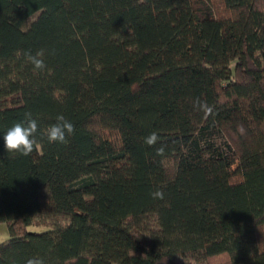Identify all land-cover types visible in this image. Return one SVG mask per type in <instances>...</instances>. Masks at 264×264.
<instances>
[{"label":"trees","instance_id":"obj_1","mask_svg":"<svg viewBox=\"0 0 264 264\" xmlns=\"http://www.w3.org/2000/svg\"><path fill=\"white\" fill-rule=\"evenodd\" d=\"M0 222V264H264V0H0Z\"/></svg>","mask_w":264,"mask_h":264},{"label":"clouds","instance_id":"obj_2","mask_svg":"<svg viewBox=\"0 0 264 264\" xmlns=\"http://www.w3.org/2000/svg\"><path fill=\"white\" fill-rule=\"evenodd\" d=\"M25 55L27 60L31 62L36 69L42 70L46 67L42 58L44 55L43 50L38 51L35 55H32L31 53H26ZM197 105L200 107H206V105H202L199 101H197ZM56 121L55 124L51 125L44 131V135L50 143H67V137L74 134V125L62 114L56 117ZM239 130L243 133L242 127ZM37 132L38 123L36 119L32 117L31 112H26L23 121L15 123L3 136L7 152H15L22 156H29L38 144V141L35 138ZM158 139V135L153 132L145 139V143L152 146L158 141ZM158 151L162 152L163 148L158 149ZM153 196L163 199V193L161 191L153 193ZM27 264H44V262L42 259H30L27 261Z\"/></svg>","mask_w":264,"mask_h":264},{"label":"crops","instance_id":"obj_3","mask_svg":"<svg viewBox=\"0 0 264 264\" xmlns=\"http://www.w3.org/2000/svg\"><path fill=\"white\" fill-rule=\"evenodd\" d=\"M10 236L6 222H0V243L7 240Z\"/></svg>","mask_w":264,"mask_h":264},{"label":"rangeland","instance_id":"obj_4","mask_svg":"<svg viewBox=\"0 0 264 264\" xmlns=\"http://www.w3.org/2000/svg\"><path fill=\"white\" fill-rule=\"evenodd\" d=\"M85 174H87V173H81V174H78V175H75V176H72V177H70L69 178V181H75V180H77V179H80L81 177H83ZM32 229H37V230H43V228H40V227H34V228H32ZM226 262V260H221V262ZM216 264H221V263H219V262H217ZM223 264V263H222Z\"/></svg>","mask_w":264,"mask_h":264}]
</instances>
